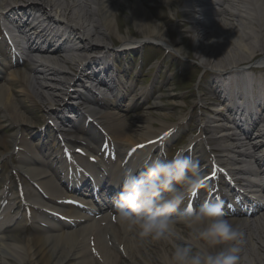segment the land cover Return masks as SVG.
Masks as SVG:
<instances>
[{
  "label": "bare ground",
  "instance_id": "bare-ground-1",
  "mask_svg": "<svg viewBox=\"0 0 264 264\" xmlns=\"http://www.w3.org/2000/svg\"><path fill=\"white\" fill-rule=\"evenodd\" d=\"M161 1L182 6V16L189 24L186 30L194 33V55L204 66L250 69L242 65L264 54L259 43L264 40V0ZM121 3L127 4L141 34L139 39L123 35L117 29L114 12ZM29 11H36L49 21L51 40L42 47L35 37L30 43V55L0 54V123L12 130L10 134H0V146L14 148L18 142L35 139L45 130L51 134V146L42 145L35 152L25 142L24 153L11 157L15 159L12 172L16 184L13 190L6 186L0 193V264H94L97 258L102 264H114L119 253L131 259L132 264H136L135 257H140L139 264H160L168 241L156 242L153 256L142 257L145 241L133 240L121 231L112 213V202L105 201V197L117 192L112 186L117 184L116 179L123 182L127 169L143 170L150 161L148 157L159 153L178 132L180 123L171 122L172 115L165 114L167 107L160 103L158 95L147 108L158 112L159 117H152L146 111L129 123L116 110L133 92L131 86L123 83L111 86L115 92L111 99L89 96L75 88H79L85 66L101 63L99 74L109 68L106 56L91 57L92 51L121 53L141 48L150 41L170 47L167 28L142 0H0V20ZM113 35L120 42L117 49L93 41L111 40ZM261 61L264 62V57ZM19 64L26 65L15 69ZM166 92L170 101L174 99L171 89L167 88ZM19 97L28 99L38 113H29ZM235 98L237 95H224L218 98L219 103L208 102L210 97L195 103L194 107L204 110L196 115L198 134L189 143L193 160L206 163V168L218 176V168L243 148L239 154L242 161L235 162V168H242V164L243 174L249 176L256 189L264 192V156L251 152L263 145V137L255 135L249 124L239 123L244 115L253 122L264 120V89L246 96L240 103ZM72 115H76L75 120L71 119ZM40 120L45 125L35 133L33 126ZM156 120L160 122L157 126ZM53 122L65 128L71 123L70 135L80 134L81 124L87 127L86 141L72 145L77 146V153L61 148L63 131L56 130ZM236 123L247 127L245 135L254 142L251 147L239 145L241 139L231 127ZM213 131L217 135L211 143L226 144L214 146L208 152L201 141ZM107 139L115 142L114 156L120 158L113 166L111 179L107 173L109 166L100 162L99 157L90 158L91 154L99 153L89 140L104 143ZM5 154L0 152L1 156ZM246 160H252L256 169L246 167ZM88 169L92 172L91 182L85 178ZM23 176L33 187L32 193L21 186ZM233 193L236 205L242 204L241 194L237 190ZM97 195L103 201L95 202ZM198 198L199 192L187 205L193 206ZM250 205L237 209L241 216L234 213L228 218L240 232L241 264H264V200L253 199ZM105 211L108 214L101 215ZM27 226H30L28 233ZM92 236L94 243L89 242Z\"/></svg>",
  "mask_w": 264,
  "mask_h": 264
},
{
  "label": "rangeland",
  "instance_id": "rangeland-1",
  "mask_svg": "<svg viewBox=\"0 0 264 264\" xmlns=\"http://www.w3.org/2000/svg\"><path fill=\"white\" fill-rule=\"evenodd\" d=\"M142 1L155 18L164 23V26L167 28L166 34L168 42H171L172 46L167 47L160 42L150 41L147 42V44H144L141 48L117 54L119 57H116V54H114L115 58H119L120 65L123 66L125 64L126 71L123 74L125 85L127 84L131 86L133 90L127 99H124L119 103V107L116 110L122 114L129 123L135 122L134 119L138 116H143L146 111L149 112L150 116L157 118L159 117L158 112H154L147 107L152 104L154 97L157 95L161 96L160 103L167 107L165 114L167 116L172 115L170 117L171 122H177V124L181 123L179 131L176 132V134L173 135L165 145L164 152H166L168 157L171 158V155L174 152L187 148L190 139L198 134V131L196 130V115L203 111L204 107H194L195 103L201 99L209 97L210 99L208 102H218L212 89H210V87H203L205 80L210 75V69L212 70L213 67L204 66L202 61L195 57L193 40L194 33L186 30V27H188L189 24L185 20V17L182 16L183 8L181 5H169L161 0ZM114 21L121 34H128L134 39H139L141 37L138 27L131 19L126 3H121L114 12ZM93 41L114 48L118 47L120 43L115 35L112 36L111 40L104 39V41H99V39H94ZM259 43L261 47L264 48V40H259ZM96 52L98 53L99 50ZM102 52L103 51L100 53ZM160 52H164V54H159ZM262 57H264V54L260 53L256 57L251 58L246 64L258 65L261 62ZM25 65L26 64H19L15 69L23 68ZM4 78H2V80ZM167 88L171 89V92L174 95V99L171 101L166 96ZM198 88H203V91H198ZM142 92H144L143 96H145V98H142ZM19 99L29 113H38L37 107L32 106L28 99L24 97H19ZM131 99L133 101H131ZM172 105H174L175 108L170 109ZM183 115H185V118L181 121L180 118ZM161 118V120H163L164 117ZM40 119L42 120L43 118ZM41 120L33 126L35 133L43 129L45 125ZM165 121L168 120L165 119ZM2 124H4V126ZM159 124L160 122L156 120L155 126ZM0 125L3 126L0 127V134L11 133L12 130L7 124L2 122ZM78 128L79 130H84L83 125H80ZM48 134L47 130H45L43 134L39 136L36 135L35 139L25 140L21 142V145H16L14 148L11 145H6L5 147L0 146V152L6 153L4 156L0 155V192L4 190L6 182H8L7 185L10 190H13L16 184L12 172V166L15 159L12 160L11 157L16 158V154L24 153L21 148L25 147V142L27 146L35 152L38 151L42 140L47 142V146H49L50 137H47ZM107 145L109 146L108 143ZM109 148L112 149V147ZM260 151L262 150H259L258 152ZM199 166L202 170L206 165L200 163ZM208 171L209 170L206 169L202 172L203 177L208 174ZM21 185L28 191V193H32L34 190L29 180L24 176L21 179ZM204 195L205 193H202V196ZM106 214L108 213L103 212V216ZM177 229L181 233L184 231L183 226L179 224ZM91 238L93 240L90 239L89 242L92 241L94 243L95 237L92 236ZM156 245V242L145 241L143 245L145 251L142 254V257L153 256L154 249L157 248ZM165 246L166 249H169L171 241H168ZM98 259L99 258L93 260L94 264H102ZM139 260L140 257L134 258L136 264H139ZM131 262V259L123 256L121 253L117 254V258L114 259V264H132Z\"/></svg>",
  "mask_w": 264,
  "mask_h": 264
},
{
  "label": "clouds",
  "instance_id": "clouds-1",
  "mask_svg": "<svg viewBox=\"0 0 264 264\" xmlns=\"http://www.w3.org/2000/svg\"><path fill=\"white\" fill-rule=\"evenodd\" d=\"M203 186L199 163L190 156L179 150L171 158L156 156L143 170L127 169L112 197V213L121 231L133 240L171 241L160 264H241L240 232L222 199L182 207Z\"/></svg>",
  "mask_w": 264,
  "mask_h": 264
},
{
  "label": "snow or ice",
  "instance_id": "snow-or-ice-1",
  "mask_svg": "<svg viewBox=\"0 0 264 264\" xmlns=\"http://www.w3.org/2000/svg\"><path fill=\"white\" fill-rule=\"evenodd\" d=\"M139 147H143V145H140ZM133 151H135V149H133Z\"/></svg>",
  "mask_w": 264,
  "mask_h": 264
}]
</instances>
